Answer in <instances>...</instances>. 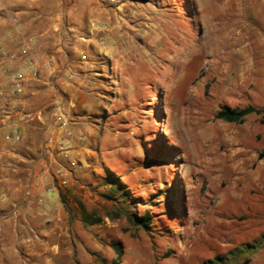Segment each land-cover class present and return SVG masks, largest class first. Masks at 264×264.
I'll return each instance as SVG.
<instances>
[{
	"label": "rangeland",
	"instance_id": "374dc122",
	"mask_svg": "<svg viewBox=\"0 0 264 264\" xmlns=\"http://www.w3.org/2000/svg\"><path fill=\"white\" fill-rule=\"evenodd\" d=\"M120 1L109 8L128 61L105 79L94 155L64 189L67 237L37 264H264L261 116L215 118L222 106L264 108V0ZM122 211L148 212L150 230ZM6 214L0 257L20 239Z\"/></svg>",
	"mask_w": 264,
	"mask_h": 264
},
{
	"label": "crops",
	"instance_id": "0c3cea01",
	"mask_svg": "<svg viewBox=\"0 0 264 264\" xmlns=\"http://www.w3.org/2000/svg\"><path fill=\"white\" fill-rule=\"evenodd\" d=\"M109 6L107 0H0V197L9 202L0 214L21 228L0 264L22 257L37 264L46 253L57 254L67 237L64 189L77 178L79 157L94 155V119L108 112L105 79L129 57ZM28 60L36 75L27 73L15 91L11 74ZM61 114L62 128L55 122ZM67 137L72 146L65 149ZM55 162L68 171L65 182L55 175Z\"/></svg>",
	"mask_w": 264,
	"mask_h": 264
},
{
	"label": "trees",
	"instance_id": "16d2710c",
	"mask_svg": "<svg viewBox=\"0 0 264 264\" xmlns=\"http://www.w3.org/2000/svg\"><path fill=\"white\" fill-rule=\"evenodd\" d=\"M251 114H257L261 116L260 122L264 125V108L256 109L252 106H246L240 109H232L228 106H222L216 112L215 118L227 123L242 124L245 121V118ZM264 156V150L262 151L260 158ZM111 176H113L111 174ZM109 176V177H111ZM108 177V178H109ZM110 180V179H109ZM121 186H124L123 184ZM114 191L117 192L116 189ZM124 194V193H123ZM127 198H122V204L127 205ZM125 207H123V210ZM126 220L135 228L142 229L145 232L150 230L151 227V216L148 212L143 215H130L126 211H122ZM116 256L119 258L121 256V249L118 244L114 245Z\"/></svg>",
	"mask_w": 264,
	"mask_h": 264
},
{
	"label": "built area",
	"instance_id": "2783aa9c",
	"mask_svg": "<svg viewBox=\"0 0 264 264\" xmlns=\"http://www.w3.org/2000/svg\"><path fill=\"white\" fill-rule=\"evenodd\" d=\"M16 1L22 2L23 0H16ZM107 2L111 5H117L121 1L120 0H107ZM52 64H53V62L50 61L49 66H51ZM27 73H30L31 76L36 75L34 63L31 60L26 61L22 68H20L17 72L11 74V81H12L13 89L15 91H20L22 89V83H23ZM55 122L57 123L58 127H60V128L64 127L66 125V122H67L65 115L64 114L58 115L56 117ZM14 135H15L16 139H18L17 131L14 132ZM63 159H67V153L66 152H63ZM54 171H55V175H57L59 178H61L63 180V182H65L67 175H68V171L64 170V168L57 162H55V170Z\"/></svg>",
	"mask_w": 264,
	"mask_h": 264
}]
</instances>
